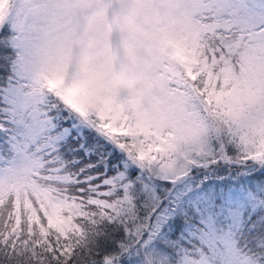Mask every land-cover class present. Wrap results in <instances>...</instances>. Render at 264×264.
Here are the masks:
<instances>
[{"label": "snow or ice", "instance_id": "1", "mask_svg": "<svg viewBox=\"0 0 264 264\" xmlns=\"http://www.w3.org/2000/svg\"><path fill=\"white\" fill-rule=\"evenodd\" d=\"M0 264H264V0H0Z\"/></svg>", "mask_w": 264, "mask_h": 264}]
</instances>
